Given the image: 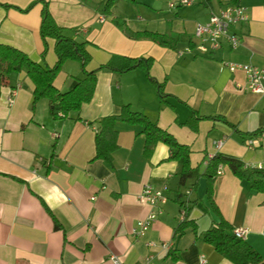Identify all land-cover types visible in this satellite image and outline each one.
<instances>
[{"label":"crops","instance_id":"obj_1","mask_svg":"<svg viewBox=\"0 0 264 264\" xmlns=\"http://www.w3.org/2000/svg\"><path fill=\"white\" fill-rule=\"evenodd\" d=\"M104 1L0 0V44L53 68L58 61L55 40L41 35L46 5L67 37L87 43L91 60L86 70L97 72L92 100L67 118H54L47 100L34 103L35 86L25 70L12 74L2 90L0 264H114L112 255L122 264H144L149 256L153 264H200L201 256L207 264H234L202 239L218 221L204 177L189 196L203 181L209 211L202 210L200 197L190 199L197 201L189 220L198 233L189 229L175 235L181 221L173 200L179 166L169 160L168 146L159 143L146 157L142 128L118 123L119 147L110 166L94 160L96 125L91 123L118 115L129 105L189 146L192 166H202V172L218 154L264 169V135H252L264 128V95L246 90V74L231 73L226 66L264 69V0H240L249 22L233 28L240 41L236 48L224 41L219 50L206 53L198 48L195 30L219 11L221 0H195L190 7L175 8L170 4L177 0H139L137 5L118 1L113 16L125 22L122 29L104 15ZM143 31L167 36L173 48L131 38V32ZM113 56L152 58L154 63L149 73L100 70ZM82 77L81 63L67 61L54 85L68 92ZM191 118L197 120L196 130L188 125ZM249 141L254 145L248 146ZM147 183L167 188L166 204L140 200ZM213 199L234 230H246L244 241L264 260V195L223 166ZM48 210L62 230L55 229ZM152 213L157 219L150 230L141 238L134 236L136 223ZM162 243L170 244V251L163 250Z\"/></svg>","mask_w":264,"mask_h":264},{"label":"trees","instance_id":"obj_2","mask_svg":"<svg viewBox=\"0 0 264 264\" xmlns=\"http://www.w3.org/2000/svg\"><path fill=\"white\" fill-rule=\"evenodd\" d=\"M118 1H127L137 5L139 0L104 1L102 8L104 15L122 29L125 22L113 16V9ZM229 1L231 4L240 5V0ZM221 3L223 4V0H221ZM42 16L41 35L44 40L47 38L55 40V52L58 57L56 65L53 68L43 66L32 61L27 54L19 49L0 44V99L2 90L9 85L10 76L25 70L35 86L33 92L34 103L47 100L50 105V113L54 118H67L73 113H79L83 105L92 100L97 85V72L86 70V66L91 60L89 53L86 51L87 43H78L67 37L64 34V28L58 26L46 5L43 8ZM131 38L151 40L162 47L173 48L174 46L172 40L168 39L167 36L156 32H131ZM67 61L80 62L83 77L77 81L72 90L62 93L55 87L54 83ZM153 63L152 58L137 59L113 56L100 70L127 73L135 69H142L149 73ZM216 119L219 120L220 118ZM196 121L193 118L188 121V125L194 130L197 129ZM118 123H126L130 126L142 128L141 134L145 139L144 153L146 157L151 156L159 143H163L170 149L169 160L178 164L179 171L176 175L178 182L177 188L173 190V200L179 205L181 212L185 210V217L175 229V235H184L189 229H192L197 235L196 223L189 220V213L192 207L197 204V201H185L181 189L190 184L191 189L195 190L199 179L204 177L207 183V200L212 211L218 217V221L216 227L205 232L202 238L203 241L234 264H264L261 255L250 244L235 236L234 228L222 217L213 199L214 183L218 177L217 173L220 166H227L235 177L249 183L253 191L262 195H264L263 168L248 167L232 156L218 154L209 159L204 172H202V166H192V150L189 146L179 143L170 133L161 129L157 123L152 122L145 114L133 111L129 105H123L118 115L102 117L91 123L92 126L96 125V155L94 160H101L112 166V155L119 147V132L116 128ZM252 135L263 136L264 128L255 131ZM48 212L54 220L55 229L62 230V225L56 217L49 210Z\"/></svg>","mask_w":264,"mask_h":264},{"label":"built area","instance_id":"obj_3","mask_svg":"<svg viewBox=\"0 0 264 264\" xmlns=\"http://www.w3.org/2000/svg\"><path fill=\"white\" fill-rule=\"evenodd\" d=\"M195 0H177L172 1L170 4L171 8L178 6H192ZM249 22V15L247 9L241 5L231 4L229 0H223L222 7L218 12H212L209 22L206 24H199L195 30V36L199 41V50L203 53L208 51H216L222 47L224 41L229 42L232 48H236L240 41L238 36L233 32V28ZM231 73L242 71L246 74L247 86L246 90L264 95V69H259L253 65L233 64L228 63L226 65ZM253 141L248 142V146H252ZM222 143L219 142L217 148H221ZM212 158V157H210ZM209 158V159H210ZM209 161V160H208ZM248 167H254L249 166ZM261 169V168H259ZM223 174V166L219 167L217 175ZM191 191L187 192L189 195ZM140 200L142 202L149 203L152 206H158L160 204H166L168 201L167 188L158 190L151 184L147 183L143 186ZM181 221L185 217V210L180 213ZM156 214H150L147 218L139 220L136 226L132 229V234L137 238H141L152 227V224L156 221ZM234 234L237 238L245 240L246 230L235 229ZM150 247H155L154 243H150ZM160 247L165 251H170L171 247L168 243H162ZM114 264H122L117 256L112 255L110 258ZM144 264H153L152 257L149 256ZM200 264H207L205 256H201Z\"/></svg>","mask_w":264,"mask_h":264},{"label":"rangeland","instance_id":"obj_4","mask_svg":"<svg viewBox=\"0 0 264 264\" xmlns=\"http://www.w3.org/2000/svg\"><path fill=\"white\" fill-rule=\"evenodd\" d=\"M143 3H147V1L148 0H141ZM146 1V2H145ZM128 4V3H127ZM67 33H70V34H73L72 32H67ZM204 189H205V185H204V182L202 181L201 182V186H200V189H199V191L197 192V193H194L193 195H191V196H189L188 194H187V192L189 191V190H191V186H190V184H188L186 187H183L182 189H181V192L183 193V195H184V197H183V199L185 200V201H188V200H190V199H196L197 197H200L201 199H203V203H201L200 205H201V207H202V210L204 211V213H206L207 211H209V209H208V206H207V203L205 202V193H204ZM211 215V214H210ZM212 216V215H211ZM212 218L215 220V217L214 216H212Z\"/></svg>","mask_w":264,"mask_h":264}]
</instances>
